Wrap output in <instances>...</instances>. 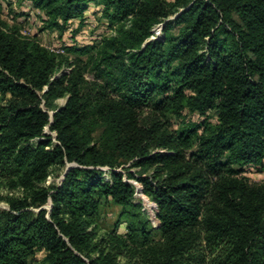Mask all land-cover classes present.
Returning <instances> with one entry per match:
<instances>
[{
	"label": "trees",
	"instance_id": "obj_1",
	"mask_svg": "<svg viewBox=\"0 0 264 264\" xmlns=\"http://www.w3.org/2000/svg\"><path fill=\"white\" fill-rule=\"evenodd\" d=\"M26 1L42 29L70 32L93 3L115 33L70 34L67 62L0 18V180L21 190L0 209V264H264V183L238 175L264 167V0ZM129 161L138 176L116 170ZM108 200L125 232L93 242Z\"/></svg>",
	"mask_w": 264,
	"mask_h": 264
},
{
	"label": "rangeland",
	"instance_id": "obj_2",
	"mask_svg": "<svg viewBox=\"0 0 264 264\" xmlns=\"http://www.w3.org/2000/svg\"><path fill=\"white\" fill-rule=\"evenodd\" d=\"M167 1H174V0H167ZM88 8L85 11L86 15V21L82 24L75 23L71 24L70 32L62 33L60 34L58 31L47 28L42 29L43 22L40 18V11L35 9L32 6V3L30 1L26 0H0V18L8 22L10 25H18L22 28V33L25 35H31L32 33L36 32L38 34V39L45 47L48 49L56 48L57 45L63 43L64 41L70 42V34L74 36V40L76 42H85L91 36H105V35H113L115 33V29L113 27H110L107 23V21L102 18L101 16V8H97L93 3L90 4ZM177 13L170 14L165 18L166 21H172L174 22V19L176 17ZM165 22L156 24L153 28V34L149 37V39H153L156 37H162V27L164 26ZM65 54L67 56V62L72 60L75 55L68 54V53H61ZM70 71V67L68 64L64 63L60 70L55 74V76L60 75L62 73H66ZM66 101V97H61L56 100V104L58 106H63ZM50 114L53 113L52 110L49 111ZM211 117V115H210ZM191 119L193 120H201V118L194 114L191 116ZM45 133L51 134L53 137L55 136L54 131L48 130V128H45ZM36 141L33 140V142ZM131 161L126 162L122 164L121 166L116 167L117 171L122 172L123 174H126L125 168H127L129 171H132L136 176H138V167H129V164ZM70 165V164H69ZM104 170V176L109 178V169L108 167L104 166L101 167ZM239 176H246L250 181L256 182V183H264V167L263 168H255L251 167L248 169H245L242 173L238 174ZM62 177V174L59 173L56 175V173L51 174L47 177L45 184H58L60 179ZM124 180L129 182L135 187L133 196L134 201L139 202L141 204L142 210L150 220L152 226L154 228H157L159 225L158 219L156 218V204L153 200H151L149 197H147L143 193V186L140 181H138L136 178H127L125 175L123 176ZM21 195V190L17 188H10L7 186L3 181L0 180V209H7L8 204L7 200L8 198L12 196H19ZM46 209H50L51 202L48 201L44 206ZM34 212H38L39 209L34 208ZM125 232V225L123 223V220L120 218V206L115 205L112 203L111 200L103 201L101 203L99 213L96 218V229H95V235L93 238V242H99L102 238L104 241L107 240L109 235L116 234L119 235ZM153 237L156 239L158 238V234L154 233ZM44 256L43 252H38L36 254L37 259H41ZM122 260V259H121Z\"/></svg>",
	"mask_w": 264,
	"mask_h": 264
},
{
	"label": "built area",
	"instance_id": "obj_3",
	"mask_svg": "<svg viewBox=\"0 0 264 264\" xmlns=\"http://www.w3.org/2000/svg\"><path fill=\"white\" fill-rule=\"evenodd\" d=\"M51 50L54 51V52H56V53H63L64 52V49L62 47H60V48H53Z\"/></svg>",
	"mask_w": 264,
	"mask_h": 264
}]
</instances>
